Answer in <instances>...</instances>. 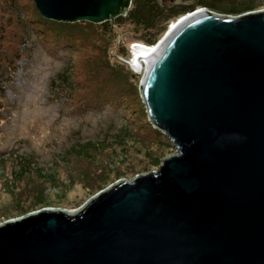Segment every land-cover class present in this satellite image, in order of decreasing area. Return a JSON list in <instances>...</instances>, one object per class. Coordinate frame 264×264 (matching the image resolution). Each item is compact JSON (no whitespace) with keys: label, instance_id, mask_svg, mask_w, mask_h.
I'll use <instances>...</instances> for the list:
<instances>
[{"label":"water","instance_id":"1","mask_svg":"<svg viewBox=\"0 0 264 264\" xmlns=\"http://www.w3.org/2000/svg\"><path fill=\"white\" fill-rule=\"evenodd\" d=\"M32 1L62 23H113L130 5ZM155 46L140 94L175 153L78 208L1 222L0 264H264V8L196 9Z\"/></svg>","mask_w":264,"mask_h":264},{"label":"rangeland","instance_id":"2","mask_svg":"<svg viewBox=\"0 0 264 264\" xmlns=\"http://www.w3.org/2000/svg\"><path fill=\"white\" fill-rule=\"evenodd\" d=\"M30 1L0 0V63L12 66L0 74V223L42 207L78 208L117 179L153 171L175 153L149 122L139 88L142 73L124 63L134 56L129 43L143 39L141 32L155 38L162 26L135 31L116 20L122 23L117 30L111 21L47 19L45 26ZM242 1V7L264 8V0ZM227 4L234 3L224 1V9ZM29 14L28 23L22 18ZM78 23L65 32L72 48L70 42L53 54L50 48L60 41L45 28L62 25L66 31L63 24ZM95 93L121 108L91 110Z\"/></svg>","mask_w":264,"mask_h":264},{"label":"flooded vegetation","instance_id":"3","mask_svg":"<svg viewBox=\"0 0 264 264\" xmlns=\"http://www.w3.org/2000/svg\"><path fill=\"white\" fill-rule=\"evenodd\" d=\"M224 1L227 0H130L124 15L116 17L111 25L114 28L116 20H123L133 25L132 30L144 31L151 27L150 25L153 27L158 23L159 26L167 25L178 15L198 8L221 12V9H224ZM227 7H231V4H227ZM116 25L119 30L122 23L117 21Z\"/></svg>","mask_w":264,"mask_h":264},{"label":"trees","instance_id":"4","mask_svg":"<svg viewBox=\"0 0 264 264\" xmlns=\"http://www.w3.org/2000/svg\"><path fill=\"white\" fill-rule=\"evenodd\" d=\"M235 1L236 0H231V2L232 3H234V4H232L231 5V7H226L225 9H221L222 11L221 12H218V13H220V14H230V15H237V14H241V13H243V12H246V11H250V10H252L253 8H251V6H249V5H246V6H249V7H242V3H244L242 0H240L239 2H237L236 3V5H235ZM246 1V0H245ZM240 3V4H239ZM29 5L33 8V14L37 17V19L36 20H39V21H41L45 26H46V24H48V23H50L49 21H47L45 18H43L39 13H38V11H37V9H36V7H35V5H34V3H33V1L31 0L30 1V3H29ZM239 5V6H238ZM241 6V8H239L238 9V7H240ZM183 14H185V13H183ZM22 15H21V13L19 14V17H21ZM29 16H30V14L28 15V16H26L25 18H22L24 21H26V22H28V18H29ZM179 16V15H178ZM177 16V17H178ZM176 18V17H175ZM174 18V19H175ZM21 19V20H22ZM173 19V20H174ZM29 23V22H28ZM88 23V22H87ZM104 23V22H103ZM102 23V24H103ZM34 24H36V22H34L33 23V26H34ZM80 23H78L77 25L76 24H63V25H65V26H67V28L68 29H66V31H65V28L66 27H64V26H62V25H58V26H56V25H54L55 27H53V26H51V25H49V27H48V29L47 28H45V30L47 31V33H48V35L50 34V33H52V35H53V37L54 38H59V43H57V42H55L56 43V45H54L53 44V46H55V47H51L50 49H51V51L53 52V54H61L62 52H64L65 51V49L66 48H64V47H62V46H66V47H68V45H69V43L71 44L69 47L70 48H72L71 46L73 45V43H72V41H70L69 39H68V37H66L65 36V32L66 33H70L71 31H73L74 30V28L73 27H76V26H78ZM82 24V23H81ZM90 24V23H89ZM151 27H149V28H147L145 31H151V29L153 28V26L152 25H150ZM103 25H102V29H103ZM167 27V25H163L161 28V30L159 31L160 32V34L159 35H157L155 38H146L145 36H144V33H141V36H143L144 38L143 39H141V38H137V39H135V41H141V42H143V43H145V44H148V45H151V44H155L156 43V41L158 40V37H160V35L163 33V32H165L166 31V28ZM28 27H25V28H23V30H24V32L25 33H28L29 34V30L27 29ZM78 29H79V27H78ZM0 35L2 36V34H1V32H0ZM141 36H139V37H141ZM73 38V36L71 37V39ZM56 40V39H55ZM57 41V40H56ZM74 42H76L75 40H73ZM48 43V42H47ZM67 43H68V45H67ZM65 44V45H64ZM71 51H74L73 49L71 50ZM7 66V67H6ZM6 66H3L1 63H0V74L2 73V72H6L7 70H9L10 71V69L12 68V66H11V64H10V66L11 67H9V65H6ZM130 72H131V70H129ZM7 76V75H6ZM105 80L107 79L106 78V76H103V75H101ZM122 79H123V77H122ZM2 80H4V79H2ZM64 81H66V83L68 84L69 82H67V79L66 80H64ZM120 83H118L117 84V86H116V90H119L120 88H122L123 87V80H121V81H119ZM108 86H109V84H107ZM113 94L114 93H111L110 95H112L113 96ZM105 95V94H104ZM108 93H107V95H105L104 97H108ZM109 95V96H110ZM102 96V97H101ZM93 98H95V100H96V102L94 103L95 104V106H92V108H90L91 110H101L102 108H112L113 110H116L117 108H121V107H118L116 104H113V103H111L110 102V100L109 99H104V100H100V98H103V95H98V94H96L95 93V95H94V97ZM88 99V98H87ZM87 99H85L86 101H87ZM100 100V101H99ZM88 109V108H87ZM89 109V110H90ZM78 112V111H77ZM154 128V127H153ZM154 131V134L155 135H157V136H159L161 139H162V144H164V145H166V146H168V144H169V141H168V139H167V141H164V140H166L165 138L166 137H164V135H162L158 130H156V129H154L153 130Z\"/></svg>","mask_w":264,"mask_h":264},{"label":"bare ground","instance_id":"5","mask_svg":"<svg viewBox=\"0 0 264 264\" xmlns=\"http://www.w3.org/2000/svg\"><path fill=\"white\" fill-rule=\"evenodd\" d=\"M262 9V8H261ZM179 19V18H178ZM176 20H173L172 23L169 25V27L175 22ZM161 39V38H160ZM138 44H134L135 46H140L139 51H134L133 55L134 57L131 59V67L134 68L135 70L141 69L140 73H142L143 69L145 68V58H148L155 50V45L149 46L148 44H145L141 41H136ZM129 47V46H128ZM132 53V52H131ZM129 65V64H128Z\"/></svg>","mask_w":264,"mask_h":264},{"label":"built area","instance_id":"6","mask_svg":"<svg viewBox=\"0 0 264 264\" xmlns=\"http://www.w3.org/2000/svg\"><path fill=\"white\" fill-rule=\"evenodd\" d=\"M199 9V8H198ZM188 13H190V12H187V13H185V14H181V15H179L178 17H176L174 20H177L178 18H181L182 16H184V15H186V14H188ZM172 23V21L168 24V27H169V25ZM157 42H159V40L157 41ZM134 44H138L139 45V43H137V42H131L130 44H129V46H130V52H134V51H137L138 49H140V48H142V47H140V46H135ZM150 47L151 46H153V45H149ZM131 63V60H129V64ZM131 66V65H130Z\"/></svg>","mask_w":264,"mask_h":264},{"label":"clouds","instance_id":"7","mask_svg":"<svg viewBox=\"0 0 264 264\" xmlns=\"http://www.w3.org/2000/svg\"><path fill=\"white\" fill-rule=\"evenodd\" d=\"M212 12H213V11H212ZM215 13H216V12H215ZM219 14H220V13H219ZM168 28H169V27H168ZM168 28H167V29H168ZM167 29H166V31H167ZM166 31H165V32H166ZM165 32H164V33H165ZM164 33H163V35H164ZM163 35H162V36H163ZM161 38H162V37H161ZM158 40L160 41V39H158ZM158 40H157V41H158ZM157 41H156L155 44H151V45H156V44L158 43ZM135 42H136V41H135ZM129 44H130V43H129ZM128 50H130V46L128 47ZM139 50H140V49H138L137 51H139ZM130 53H131V52H130ZM133 57H134V56H131V54H130V57H129L130 59H129V60H131ZM128 63H129V62H128ZM129 65H130V64H129Z\"/></svg>","mask_w":264,"mask_h":264}]
</instances>
